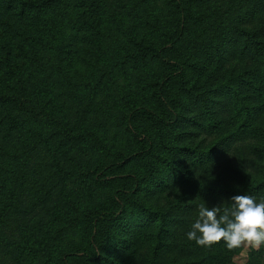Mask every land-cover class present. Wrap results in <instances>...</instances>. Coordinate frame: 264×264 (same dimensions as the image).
<instances>
[{
    "label": "trees",
    "instance_id": "trees-1",
    "mask_svg": "<svg viewBox=\"0 0 264 264\" xmlns=\"http://www.w3.org/2000/svg\"><path fill=\"white\" fill-rule=\"evenodd\" d=\"M129 1L0 0V264H226L198 203L264 197V19Z\"/></svg>",
    "mask_w": 264,
    "mask_h": 264
},
{
    "label": "clouds",
    "instance_id": "clouds-1",
    "mask_svg": "<svg viewBox=\"0 0 264 264\" xmlns=\"http://www.w3.org/2000/svg\"><path fill=\"white\" fill-rule=\"evenodd\" d=\"M186 238L206 249L221 242L228 251L264 248V197L257 201L250 195H234L230 203L210 209L199 205Z\"/></svg>",
    "mask_w": 264,
    "mask_h": 264
},
{
    "label": "rangeland",
    "instance_id": "rangeland-1",
    "mask_svg": "<svg viewBox=\"0 0 264 264\" xmlns=\"http://www.w3.org/2000/svg\"><path fill=\"white\" fill-rule=\"evenodd\" d=\"M162 1V0H161ZM160 0H157L155 4H152L150 1L148 2V6L147 8H152L153 6H157V7H162V2ZM131 2L129 0H106V4L109 7H113V4H116L117 7L116 9H121V7L123 9L128 8V5ZM261 3L263 2H258V0H210L208 1V7H220L221 9H225L226 12L229 11L230 16L229 17H233L232 15H238L239 13H241L242 11H244V13H246L248 15V18L250 19L251 17L256 20L255 22L260 23L263 19H264V6H261ZM199 7H201L202 5H198ZM128 11V10H127ZM133 11V10H132ZM139 11V10H136ZM146 19V17H143L139 20V23H142L144 20ZM23 21V20H22ZM44 55H48L47 52L43 53ZM42 55V54H41ZM40 57V56H39ZM39 60V58H38ZM48 62V58H44L42 57L40 60L41 64H46ZM67 63L69 65H73L70 60H67ZM64 65L67 67V65L64 63ZM62 66L60 67L59 71H61ZM65 70V69H64ZM57 73H53L52 76H56ZM102 124V121H101ZM104 128V125H103ZM106 128L108 130H111V126L109 124L106 125ZM106 134V133H105ZM63 154V153H62ZM76 154V153H75ZM74 153H72V156L75 155ZM104 154L106 153H101V159L104 158ZM92 154L88 156H85V160L87 161V163L85 164V166H88L92 163L93 161V157ZM240 155L239 153H236L235 149L231 152V155L229 156L228 159L221 161L224 165L225 162L228 161L229 165H222V163L215 167L212 171V176L214 177H225L227 179H229L231 181V179H233L234 175L232 174L230 169H225L227 166H231L230 168H235L237 165V162L239 161ZM73 163H77V160L75 161V158L72 161ZM78 163H81V161ZM224 166V168H223ZM46 182V181H45ZM59 182V181H58ZM233 182H235V180H233ZM50 190H52V192L46 197V199H44L47 203V205L52 204L58 196V188L57 186L54 188L52 187ZM110 191L107 190H103L101 189V199H108V195H109ZM107 197V198H106ZM49 202V203H48ZM36 203V202H35ZM205 203L206 207H208L209 209L212 208L213 206H218L220 205L222 202H216V201H212V202H207V201H201L198 203L197 207L199 208V205ZM35 207H37L38 209H41L40 206L36 203V206H32L33 209V213L37 216V214L39 215V212L36 214L35 213ZM197 208V211H198ZM42 210V209H41ZM43 211V210H42ZM44 212L43 215H39V218L37 217L35 219V221L37 219H39L40 221H44ZM191 217H189L188 219H190ZM194 221H192L191 223H193ZM189 224V223H188ZM12 227V224H9V230ZM225 255L227 256V263L226 264H264V248L260 249V250H236V251H228L225 248ZM113 251L109 248V246H104L103 249V254L105 256L108 255H112ZM1 256V255H0ZM248 259V263H246V260ZM83 264H88L86 262H84ZM100 264H110L107 263L105 261H101Z\"/></svg>",
    "mask_w": 264,
    "mask_h": 264
}]
</instances>
